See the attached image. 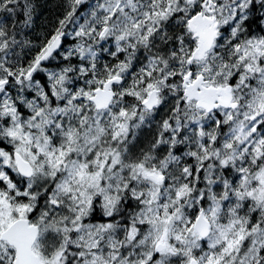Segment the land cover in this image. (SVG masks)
Segmentation results:
<instances>
[{"label": "snow or ice", "instance_id": "snow-or-ice-1", "mask_svg": "<svg viewBox=\"0 0 264 264\" xmlns=\"http://www.w3.org/2000/svg\"><path fill=\"white\" fill-rule=\"evenodd\" d=\"M0 0V264H264V0Z\"/></svg>", "mask_w": 264, "mask_h": 264}, {"label": "trees", "instance_id": "trees-1", "mask_svg": "<svg viewBox=\"0 0 264 264\" xmlns=\"http://www.w3.org/2000/svg\"><path fill=\"white\" fill-rule=\"evenodd\" d=\"M36 3L39 6L40 15L42 14V17L51 19L52 14L57 12V5L60 3V0H36Z\"/></svg>", "mask_w": 264, "mask_h": 264}, {"label": "rangeland", "instance_id": "rangeland-1", "mask_svg": "<svg viewBox=\"0 0 264 264\" xmlns=\"http://www.w3.org/2000/svg\"><path fill=\"white\" fill-rule=\"evenodd\" d=\"M38 12L40 13V10L38 9ZM42 15V14H41ZM42 17V16H41Z\"/></svg>", "mask_w": 264, "mask_h": 264}]
</instances>
